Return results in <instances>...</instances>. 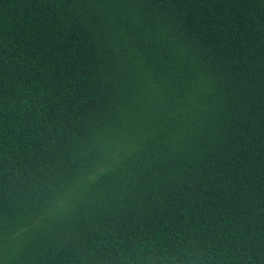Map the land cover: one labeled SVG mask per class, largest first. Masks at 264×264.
I'll return each instance as SVG.
<instances>
[{
  "label": "trees",
  "instance_id": "obj_1",
  "mask_svg": "<svg viewBox=\"0 0 264 264\" xmlns=\"http://www.w3.org/2000/svg\"><path fill=\"white\" fill-rule=\"evenodd\" d=\"M0 264H264V0H0Z\"/></svg>",
  "mask_w": 264,
  "mask_h": 264
},
{
  "label": "clouds",
  "instance_id": "obj_2",
  "mask_svg": "<svg viewBox=\"0 0 264 264\" xmlns=\"http://www.w3.org/2000/svg\"><path fill=\"white\" fill-rule=\"evenodd\" d=\"M121 149L109 141L101 142L96 148L98 159L95 165L71 181L53 186L47 197L46 205L41 210L42 218L55 219L67 215L82 193L107 174L119 161Z\"/></svg>",
  "mask_w": 264,
  "mask_h": 264
}]
</instances>
